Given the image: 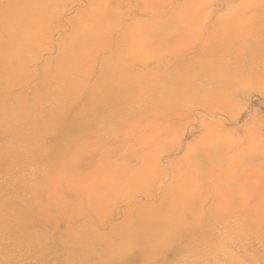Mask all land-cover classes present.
<instances>
[{
    "label": "rangeland",
    "instance_id": "374dc122",
    "mask_svg": "<svg viewBox=\"0 0 264 264\" xmlns=\"http://www.w3.org/2000/svg\"><path fill=\"white\" fill-rule=\"evenodd\" d=\"M0 9V264H264V0Z\"/></svg>",
    "mask_w": 264,
    "mask_h": 264
},
{
    "label": "bare ground",
    "instance_id": "6f19581e",
    "mask_svg": "<svg viewBox=\"0 0 264 264\" xmlns=\"http://www.w3.org/2000/svg\"><path fill=\"white\" fill-rule=\"evenodd\" d=\"M18 1H19V0H18ZM23 1H24V0H23ZM37 1H39V0H37ZM40 2H41V0H40ZM45 2H46V1H45ZM13 4H14V5H11V3L8 4L6 10H4L6 6H5V7H2L4 11H3V13H1V14H5V15H6L8 12H10V13H12V14H15V13H16V7H17V6L15 7V5H17V3L15 4V2H14ZM6 5H7V4H6ZM20 5H21V4H20ZM45 5H46V3H45ZM45 5H44V6H45ZM29 6H30V5H29ZM40 6H41V4H40ZM46 6H47V5H46ZM30 7H31V6H30ZM41 7H42V6H41ZM27 9L29 10V8H27ZM41 9H42V8H41ZM0 10H1V9H0ZM7 10H8V11H7ZM25 10H26V9H24V11H25ZM5 11H6V12H5ZM17 11H18V9H17ZM26 11H27V10H26ZM41 11H42V10H41ZM13 12H14V13H13ZM18 12H19V11H18ZM18 12H17V14H16L17 16H15L16 18H15V17H13V18L8 17V15L10 16V13H8V15H7L6 17L3 16L4 18H2V19L0 18V29H5V28L9 27L8 24H9L10 21H12V19H13V21H17V20H18L17 17H19V16H18V15H19ZM23 13H24V12H23ZM25 13H26V12H25ZM27 13H28V11H27ZM34 13H35V12H34ZM25 15H26V14H25ZM25 15H23V16H25ZM28 16H29V15H28ZM28 16H27V18H28ZM32 16H34L33 13H32ZM32 16H31V14H30V17H31V18H29V19L32 20ZM22 18L24 19L25 17H22ZM27 18H25V19H27ZM34 18H35V17H34ZM34 18H33V19H34ZM23 19H22V21H24ZM29 19H28V21H27L28 23H29V22L32 23V22L35 21V20H34V21H33V20H32V21H29ZM20 23H21V21H20ZM23 23H24L25 26H26V22H23ZM28 23H27V25L29 26ZM15 24H16V23H15ZM9 25H10V24H9ZM20 25H21V24H20ZM17 26H18V25L16 24V27H17ZM21 26H23V25H21ZM25 26H23V27H25ZM10 27H11V26H10ZM17 28H18V27H17ZM19 28H20V26H19ZM20 29H21V28H20ZM2 31H3V30H2ZM2 31L0 30V33H1V34H0V58L4 60V56H6V55H5V52H7V50H6V46H5V44H7V43H6V40H7V39H6V40L4 39V36L2 35ZM19 31H23V30H19ZM5 32H6V31H5ZM5 32L3 31V34H4ZM23 32H24V31H23ZM24 33H25V32H24ZM1 35H2L3 38L1 37ZM26 35H27V34H26ZM23 36H25V35H23ZM27 36H28V35H27ZM18 37H20V36H18ZM20 38H21V37H20ZM17 39L19 40V38H17ZM28 39H29V38H28ZM18 40H16V41H18ZM22 40H23V39H22ZM26 42H27V41H26ZM26 42L23 41L22 43H26ZM22 43H20V44H22ZM19 46H20V45H19ZM19 46H18V47H19ZM8 47H9V45H8ZM20 48H22V46H21ZM10 49H11V48H9L8 51H10ZM12 52H13L12 54L15 55V54H14V51H12ZM16 52H18V50H17ZM18 53H19V52H18ZM20 53H21V50H20ZM10 54H11V51H10ZM10 56H11V57H14V56H12V55H9L8 57H10ZM11 57H10V59H13V58H11ZM6 58H7V57H5V59H6ZM15 58H17V57H14V59H15ZM1 59H0V63L2 64L3 60H2V62H1ZM10 59H9V60H10ZM9 60H8V61H9ZM16 60H17V59H16ZM13 61H14V60H13ZM10 62H11V64H10ZM10 62H8V63H9L8 68H9L11 71L14 70V71L16 72V71H17V69H15V67H16V66H15V63H16V62H15V63H14V62L12 63V60H11ZM3 63H4V64H2V69L4 68L3 66L5 65V63L7 64V61H6V62H3ZM17 64H18V62H17ZM17 64H16V65H17ZM6 67H7V65H6ZM9 69H8V70H9ZM4 70H5V69H4ZM4 70H2V71L4 72ZM8 70H7V71H8ZM10 70H9V71H10ZM2 71H1V72H2ZM14 71H13V72H14ZM5 72H6V71H5ZM15 72H14V73H11V75L15 74ZM6 73H8V72H6ZM9 75H10V74H9ZM89 102H90V101H89ZM91 103H92V102H91ZM93 104H94V103H93ZM92 108H93V107H92ZM92 108H91V109H92ZM88 109H90V108H88ZM88 109H87V111H88ZM91 111H92V110H90V112H91ZM87 113H88V112H87ZM79 125H80V123H77V124L75 125V126H76L75 128H78ZM80 126H81V125H80ZM68 135L71 136L72 134L69 133ZM152 209H153V208H152ZM148 222H149V221H148ZM155 222H156V221H155ZM152 224H153V223H152ZM161 225H162V224H161ZM157 226H158V225H157ZM161 227H162V226H161ZM153 230H154V228H153ZM156 239H158V238H156ZM167 242H168V243H167ZM167 242H166V238H162L161 240L158 241V244H159V245H164V246H165L166 244L169 245V244H170L169 241H167ZM106 245H107V246H110L109 243H107ZM138 245H139V244H138ZM123 247H124V246H123ZM130 247H131V246H130ZM137 247H138V246H137ZM139 247H140V245H139ZM157 247H158V246H157ZM129 249H130V250H127L126 247H125V250H126L127 252H129V251H131V250H132V251H135V250H136V249L133 250L134 248L132 249V247L129 248ZM123 251H124V250H123ZM136 251H137V250H136ZM127 252L124 251L125 255L127 254ZM121 253H122V252H121ZM132 253H133V252H132ZM128 255H129V253H128ZM122 256H123V255H122ZM126 256H127V255H126Z\"/></svg>",
    "mask_w": 264,
    "mask_h": 264
}]
</instances>
